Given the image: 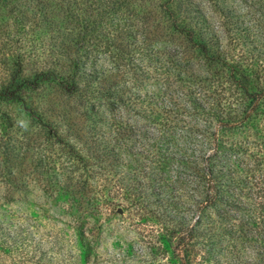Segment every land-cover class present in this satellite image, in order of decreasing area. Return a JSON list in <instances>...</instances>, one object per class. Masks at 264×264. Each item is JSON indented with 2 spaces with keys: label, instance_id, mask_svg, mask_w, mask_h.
<instances>
[{
  "label": "trees",
  "instance_id": "1",
  "mask_svg": "<svg viewBox=\"0 0 264 264\" xmlns=\"http://www.w3.org/2000/svg\"><path fill=\"white\" fill-rule=\"evenodd\" d=\"M226 2L0 0V15L7 7V14L15 21L43 25L54 40L49 64L15 84L25 70L24 54L17 55L10 77L0 86L1 100L20 102L40 124L31 135L27 130L23 137L0 135L1 251H26L18 249L25 238L19 226L14 227L9 207L27 200L23 190L31 184L73 217L79 243L90 248L84 232L92 218L99 222L103 190L121 165L117 145H103L106 135L98 130L84 137L74 128L69 135L52 116L67 117L73 108L54 95L35 105L23 92L50 85L63 96L76 95L84 86L75 75L64 71L63 65L76 70L85 55L99 53L101 47L127 49L132 57L136 54L142 61L147 59L152 68L150 124L136 134L135 144L141 148L138 153L148 152L146 145H203L202 164L186 159L175 168L189 188L191 183L204 180L205 197L199 202L195 225L204 224L209 208L217 204H221L223 214L249 209L243 198L258 199L248 196L251 184L257 185L258 180L264 183V79L259 81L264 77V0L252 1L250 22L235 19L237 13ZM206 7H218L219 12L224 7L221 29L225 32H218ZM9 20L3 23L9 26ZM232 32L238 35L233 43L240 47L239 56L244 59L231 61L224 53L223 40ZM247 44L256 52L245 50ZM53 63L56 66L52 67ZM88 86L92 87L90 82ZM85 91V104L94 108V95L87 88ZM6 118L7 127L13 129L14 121ZM32 135L44 138V144H19L28 143L26 137ZM81 143L85 145H78ZM117 144L129 147L126 141ZM167 150L173 151L170 147ZM175 153L181 157L187 154ZM152 179L158 188L160 181L156 176ZM139 184L135 182L129 189ZM198 231L193 227L189 235ZM216 235H209L210 240Z\"/></svg>",
  "mask_w": 264,
  "mask_h": 264
},
{
  "label": "rangeland",
  "instance_id": "2",
  "mask_svg": "<svg viewBox=\"0 0 264 264\" xmlns=\"http://www.w3.org/2000/svg\"><path fill=\"white\" fill-rule=\"evenodd\" d=\"M252 1L227 0L226 4L230 3L237 13L235 19L250 22ZM209 9L206 7L218 32H225L221 29L224 7L221 12L213 7L212 14ZM7 13L6 7L0 15V86L10 77L17 55L24 54L25 70L15 84L49 64L54 42L43 25L33 21L18 23ZM6 19H10L9 26L3 23ZM237 36L232 32L223 40L224 53L231 61L245 58L239 56L240 47L233 43ZM248 48L249 52H256L247 44L244 49ZM98 51L85 55L76 70L63 65L64 71L71 72L84 86L76 95L63 96L50 85L23 92L35 105L54 95L73 108L67 117L52 116L69 135L74 128L84 137L98 130L106 135L103 145H117L121 165L103 190L99 222L92 218L84 232L90 248L79 243L73 217L55 207L46 199L45 191L31 184L23 190L26 201L8 206L14 227L19 226L25 238L20 240L22 245L18 249L26 251L0 250V264H264V183L258 180L257 185L251 184L248 196L256 195L258 199L243 198L249 209L223 214L221 204H217L209 208L204 224L195 225L200 214L199 202L205 197L204 180L191 183L189 188L175 168L186 159L202 164L203 145H146L148 152L138 153L141 148L135 144L136 134L150 124L152 68L147 59L142 61L136 54L132 57L127 49L101 47ZM86 88L95 97L94 108L85 104ZM6 115L14 121L13 129L7 127ZM39 128L38 117L29 116L20 102L0 99V135L23 137L26 130L31 135ZM47 131L44 130L46 135ZM26 138L28 143L19 144H44V138ZM120 141H126L129 147H119ZM167 147L173 151L170 153ZM177 151L187 154L181 157ZM155 176L160 181L158 188L152 185ZM135 182L139 186L129 189ZM193 227L199 231L190 236ZM212 234L216 236L210 240Z\"/></svg>",
  "mask_w": 264,
  "mask_h": 264
}]
</instances>
